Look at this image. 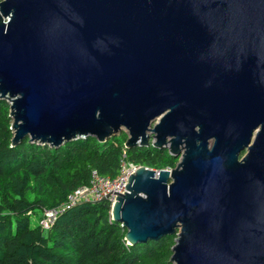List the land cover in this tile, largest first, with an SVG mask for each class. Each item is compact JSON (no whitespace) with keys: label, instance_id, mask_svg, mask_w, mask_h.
Masks as SVG:
<instances>
[{"label":"water","instance_id":"1","mask_svg":"<svg viewBox=\"0 0 264 264\" xmlns=\"http://www.w3.org/2000/svg\"><path fill=\"white\" fill-rule=\"evenodd\" d=\"M12 144L126 128L140 165L111 218L172 264H264V0H0Z\"/></svg>","mask_w":264,"mask_h":264},{"label":"trees","instance_id":"2","mask_svg":"<svg viewBox=\"0 0 264 264\" xmlns=\"http://www.w3.org/2000/svg\"><path fill=\"white\" fill-rule=\"evenodd\" d=\"M9 110L0 98V264H172L175 235L128 245L127 230L112 220L107 200L74 205L48 230L39 219L43 209L87 184L92 169L115 176L124 150L127 160L154 169L173 168L178 157L152 144L127 148L124 133L105 141L79 137L58 147L29 136L12 144Z\"/></svg>","mask_w":264,"mask_h":264},{"label":"built area","instance_id":"3","mask_svg":"<svg viewBox=\"0 0 264 264\" xmlns=\"http://www.w3.org/2000/svg\"><path fill=\"white\" fill-rule=\"evenodd\" d=\"M140 164L127 160L126 151H123L120 158V168L118 173L113 176H107L92 169L89 182L73 189L67 194L66 200L60 205L52 208L43 209L42 217L39 219V225L43 230H48L56 221L57 217L67 209L80 202H99L107 200L112 205L115 202L117 194L126 190L128 178L133 174Z\"/></svg>","mask_w":264,"mask_h":264},{"label":"rangeland","instance_id":"4","mask_svg":"<svg viewBox=\"0 0 264 264\" xmlns=\"http://www.w3.org/2000/svg\"><path fill=\"white\" fill-rule=\"evenodd\" d=\"M123 133L126 134V138H127L128 137V132H127V129L124 128V127L121 128L115 135H121ZM178 160H179V157H178ZM31 222H32V225H36L37 222H38V217L36 215L32 216L31 217Z\"/></svg>","mask_w":264,"mask_h":264}]
</instances>
